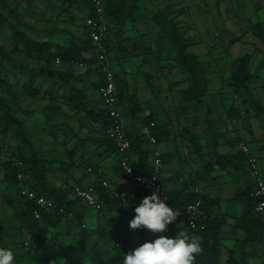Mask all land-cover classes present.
Wrapping results in <instances>:
<instances>
[{"label": "rangeland", "instance_id": "rangeland-1", "mask_svg": "<svg viewBox=\"0 0 264 264\" xmlns=\"http://www.w3.org/2000/svg\"><path fill=\"white\" fill-rule=\"evenodd\" d=\"M86 5L85 0H0V15L6 20L0 27V80L9 85L0 84V96L8 97L16 117L23 123L27 140L40 153L46 181L62 187L71 168H75L71 174L77 178L88 167H96L88 151V145L93 144L91 139L97 136L94 126L86 120L83 110L69 102L75 89H79L92 107L97 95L96 84L90 77L95 73H86L85 68L75 65L69 67L59 58L52 62L31 58L24 55L22 46H15L12 38L22 32L33 43L66 45L55 34L68 31L80 37ZM157 12L176 23L186 40L187 52L197 56L209 86L203 98L192 99L189 77L174 62V54L168 51L152 21ZM115 17L119 18L110 19V29L114 32H110L108 54L115 62V73L125 83L119 90L121 112L136 125L148 115H153L159 123L169 124L170 141L160 143L159 147L174 145L175 150L163 167L164 174L169 175L168 182L173 184L172 191L193 181L203 197L221 198V208L212 209V215L223 221L219 261L225 264L231 254L239 260L245 235L235 224V218L232 224L226 222L228 215L223 212L228 206L230 215L235 205L240 207V212L244 208L242 202L226 201L233 197L236 183L243 181L245 174L246 181L249 179L245 165L244 168L239 165L240 144L247 147L259 170L264 172V0H136L133 13L127 16L125 9ZM223 23H231V32L223 31ZM228 46H234L233 51ZM244 54L253 58L252 70L258 60L260 63L255 70L256 78L248 84L249 95L232 86V74L239 66L233 61ZM43 69L52 70L55 76L39 75ZM78 77L82 78L80 82ZM29 83L37 92L31 97L25 92ZM20 148L16 130L0 133V164L16 160ZM218 155L231 156L239 168L218 169L215 165ZM117 158H110V167ZM2 173L0 165L3 219L0 224L5 234L3 239L0 237L4 248L13 251L14 264H98V254L106 260L123 258L134 250L98 236L97 230L107 232L118 218L99 202L97 211L76 207L85 231L73 217L72 221L49 229L48 241L39 251H26L24 243L29 236L20 229L18 214L14 215L20 199L14 184H3ZM69 183L72 186V178ZM250 246L253 248L255 244ZM259 246L264 247V242ZM259 252L262 248L251 250L250 256ZM246 262L255 263L248 262L247 255Z\"/></svg>", "mask_w": 264, "mask_h": 264}, {"label": "trees", "instance_id": "trees-1", "mask_svg": "<svg viewBox=\"0 0 264 264\" xmlns=\"http://www.w3.org/2000/svg\"><path fill=\"white\" fill-rule=\"evenodd\" d=\"M87 14L84 16H91V6L88 0ZM136 0H106L105 4V18L108 22L109 29L111 28L110 19L117 20L118 14L127 9V16L134 12ZM167 1V0H166ZM129 9V10H128ZM114 16V17H113ZM83 17V20H84ZM152 21L156 28H158V34L164 40L168 46V51L174 54V62L181 68L183 72L187 74L191 82L192 99L198 100L203 98L207 91L208 82L204 76V71L200 65V62L196 55L187 52V43L183 35L178 31L176 23L172 20H168L162 12H157L152 18ZM6 20L0 15V27L5 24ZM111 30V29H110ZM262 31V30H261ZM56 37L60 40H64L66 45H53L51 43H33L30 42V38L22 32L19 35L13 36L15 46H22L24 55L45 59L46 62H52L59 58L61 63L69 65V67L82 64L85 66L86 73L92 71L98 75V80L94 82L96 84V93L98 88L102 85V77L100 76L97 68L95 67L96 61L90 56L92 45L86 37V29L84 24L81 27L80 37L72 36L68 31H59ZM111 39L105 40V46L108 48L111 44ZM262 43H264V37H262ZM14 46L13 52L16 50ZM148 50V49H146ZM55 51V52H54ZM54 54H57L56 56ZM89 54V57L85 55ZM147 57V54L144 55ZM111 59V58H110ZM112 60V59H111ZM251 58L249 56H243L236 62L239 64L236 71L232 74V86L234 89L242 90L244 94L249 95V86L251 82L256 78V71L251 72L250 66ZM113 65L115 62L112 60ZM90 68V69H89ZM258 66L255 67V70ZM39 75H46L51 78L55 76L52 70L43 69L39 72ZM81 77H78V82L81 81ZM122 83V84H121ZM0 84L7 85L2 80ZM116 86H117V99L120 108L121 92L120 87L124 86L123 80L119 79L116 73ZM9 87V85H7ZM10 92V89L9 91ZM25 92L30 97L37 94L36 90L32 88L30 83L25 87ZM16 99V96H12ZM74 108L83 110L84 116L89 123L98 124L103 127L109 125L106 112L102 108L89 107L87 96L79 90L75 89L74 97L69 101ZM133 117L134 113L131 110ZM133 119V118H132ZM135 119H133L134 121ZM150 122H154L153 135L155 136L156 143H165L170 141V126L168 123H159L153 115H148L144 118L142 123L136 125L132 122V125L127 126L128 137L131 143V155L134 160L135 170L141 175H148L151 173L150 169V150H144L146 141L140 135V129L148 125ZM10 130H16L20 139V145L22 148L17 150L16 160L6 161L1 163L3 170V181L8 184H17L18 174L24 175L25 180L23 184L37 195L52 201L54 210L52 213H41L40 221L34 219L33 212L36 207L31 202L22 203V209L17 215V221L20 229L25 230L29 236L28 251H39L41 247L48 241L47 231L56 227L61 222L72 221L64 217L63 214H59L60 209H64L68 214L74 217L75 221L79 224V228L82 229L84 225L81 215L76 213L77 205H81L76 200H67V189L55 188L50 185L45 178L44 170L42 167V159L39 156V152L32 144L27 140L26 132L24 130L23 123L16 117L13 106L9 103V99L2 98L0 96V133ZM95 130V129H94ZM96 131V130H95ZM97 136L92 140L93 144L105 147L107 152L117 156V151L114 144L108 140L105 136L96 131ZM1 154V151H0ZM169 160V155H161L162 164ZM246 162V157L239 151V165L240 168ZM21 164V165H18ZM215 165L218 169L226 170L231 168L237 170L238 164L231 156L218 155L215 158ZM206 168L208 164L205 165ZM91 169V172L96 170ZM118 170V168H117ZM101 174H98L96 180L92 186L96 189L99 197L98 202L104 205V208L111 213H115L118 218L115 224L109 226L106 231H98V236L101 239L120 243L122 246H131L133 249L141 246L145 242H154L159 236H166L163 233H153L146 228H140L133 230L129 227V222L135 216V207L138 206L144 197L148 196L147 192L143 190H137L133 196L129 197L125 203L120 200H114L110 195L101 187V182L104 180ZM193 181H187L183 186L176 191L168 192V199L170 207L176 209H183L187 204L193 202L196 199L202 201V209L206 213L207 222L204 231L196 232L189 230L183 223L182 219L177 218L176 221L171 223L172 232L176 225H181L185 232L191 237L198 239L201 242L203 252L196 257L195 264H220L219 261V245L221 242L220 235L223 226V221L212 215V209H219V199H208L200 195L190 194L188 191L191 187H194ZM252 182L248 180L244 189H238L235 192L233 200L242 202L244 204L243 210L239 216L234 219L236 225L244 232L245 239L243 240L242 249L240 252V258L237 260L232 254L227 258L225 264H247L246 254L243 251V247L247 245H260L264 242V222L261 217L255 215L254 206L256 199L251 197ZM82 206V205H81ZM0 236L2 239L5 237L4 231L0 224ZM0 237V245L1 243ZM126 237L131 239L125 240ZM167 237V236H166ZM81 238V237H80ZM123 247V246H122ZM98 264H123V258L110 257L103 259L98 254Z\"/></svg>", "mask_w": 264, "mask_h": 264}, {"label": "built area", "instance_id": "built-area-1", "mask_svg": "<svg viewBox=\"0 0 264 264\" xmlns=\"http://www.w3.org/2000/svg\"><path fill=\"white\" fill-rule=\"evenodd\" d=\"M91 6V16L84 18V27L86 29V37L92 45L90 56L96 61L95 67L97 68L100 76L102 77V85L97 90V97L101 108L106 112L109 125L103 127L94 124V129L110 140L117 151V168L122 179L131 185V191H117L110 185L109 181L103 180L101 187L110 195L114 200H120L125 203L126 200L133 196L135 191L143 190L148 195L157 193L162 199H166L169 207V199L167 191L164 189L163 183L160 180L162 171L161 153L157 150V143L153 135L154 122L143 126L140 129V135L146 141L145 147H152L150 150L151 173L148 175H141L136 172L134 160L131 155V143L128 137V129L122 117V112L118 105L117 99V86H116V73L113 69V63L107 52L105 40L108 38L109 27L105 18V4L106 0H88ZM80 68H85L84 65L78 64ZM240 152L246 157L244 163L246 170L249 173L252 181L251 197L256 199L254 206L255 215L261 217L264 222V172L259 170L257 162L249 154L247 147L244 144L239 146ZM21 165V164H18ZM129 168L131 171L129 172ZM91 173V169H87ZM24 175L21 173L17 176V193L21 201L31 202L35 204V211L33 212L34 219L40 221L41 213H52L54 206L52 201L37 195L35 192L29 190L24 184ZM190 194L200 195L197 187H190ZM71 194V195H70ZM67 197L71 200L78 201L83 207L90 208L91 210H98V193L96 189L90 185L85 188H75L68 192ZM176 209V208H173ZM59 214H63L68 220H72V215L68 214L66 210L60 209ZM182 219L184 225L191 231L201 232L206 228L207 216L202 209V201L199 199L187 204L183 209H180V215L177 217ZM82 229L85 225H82ZM168 238L172 235V226L168 225L167 231L163 232ZM25 250L28 251V242L24 243ZM0 248H4L0 245ZM5 249V248H4ZM264 264V263H260Z\"/></svg>", "mask_w": 264, "mask_h": 264}, {"label": "clouds", "instance_id": "clouds-1", "mask_svg": "<svg viewBox=\"0 0 264 264\" xmlns=\"http://www.w3.org/2000/svg\"><path fill=\"white\" fill-rule=\"evenodd\" d=\"M179 215L180 209L169 207L166 199L154 192L135 207V216L129 222V227L163 233ZM202 252L201 242L181 230L175 238L161 235L154 242H145L124 254L123 264H195L196 257ZM14 259L12 250L0 248V264H14Z\"/></svg>", "mask_w": 264, "mask_h": 264}, {"label": "crops", "instance_id": "crops-1", "mask_svg": "<svg viewBox=\"0 0 264 264\" xmlns=\"http://www.w3.org/2000/svg\"><path fill=\"white\" fill-rule=\"evenodd\" d=\"M222 28H223V31H225V32H231L230 30H232L233 28H232V25H231V23L230 24H225V23H223L222 24V26H221ZM262 28H264V25H262ZM110 32L111 33H113L114 31H112V30H110L109 29V34H108V36H109V38L111 39L112 37H111V35H110ZM240 38V37H239ZM112 40V39H111ZM220 48V46H218V47H216L215 49L217 50V49H219ZM228 49L230 50V52H231V50L233 51V49H234V46H231V47H229L228 46ZM222 49H220V50H218V51H216L215 52V54H219V52L221 51ZM231 54V53H230ZM243 56H249V57H251V55H247V54H244V55H242V56H240V57H237V58H235L234 59V61H233V63L234 62H236L239 58H241V57H243ZM262 60H264V59H262ZM253 63V58H251V63H250V66H251V64ZM255 65L256 66H259L260 65V63H259V60H258V62L257 63H255ZM255 71V68H253V70L251 69V72L253 73ZM93 74V73H92ZM94 76H91L90 78V80L92 81V82H96L97 80H98V75L97 74H93ZM96 95H97V93H96ZM92 107H95V108H101V105H100V103H99V99H98V97L96 96V100H95V103H93L92 104ZM122 117H123V121H124V123H125V125L126 126H128L129 127V125H132V121H131V118L130 117H128V116H124V114H123V112H122ZM94 128V127H93ZM89 146V149H88V151H90L91 152V154L89 155V157H90V159H91V162H93V164H95V166H96V170H94V171H92L91 173H89L87 170H86V172L84 173V175H82V177H75V178H73L74 176H72V174H71V172L75 169V168H71L70 170H69V172H68V178H65V181H64V186L62 187V184H59V185H52V186H54V187H56V188H60V189H67V192H71V190L72 189H75V188H85V187H87V186H90V185H92L93 183H94V181L96 180V177H97V175L98 174H101L102 176V178L104 179V180H106V181H109L110 182V185H112V187L113 188H115L117 191H131L132 190V188H131V185H129L127 182H125L123 179H122V177L120 176V174H119V172H118V170H117V160H118V158L115 160V164L112 166V167H110L109 166V163H108V161L110 160V158H114V157H116V155H114V154H110L109 152H107V150H106V148L105 147H102V146H99L98 144L96 145V144H89L88 145ZM168 147V148H167ZM174 145L173 144H166V146L164 147V148H160L159 147V145H157V150H159L160 151V153H161V155H169V154H171L172 152H174ZM148 148V150H152L151 148L152 147H147ZM166 149H168V150H166ZM144 150H146V147L144 148ZM184 154L186 155L187 153H186V151H184ZM80 156H81V154H80ZM173 157V155L171 156V158ZM166 163V162H165ZM166 165L163 163L162 164V171H161V174H160V180H161V182L163 183V186H164V189L167 191V193L168 192H171L173 189V184L172 183H169L168 182V179H169V175H166V174H164L165 172H164V168L163 167H165ZM243 168H244V166H243ZM244 170V169H243ZM245 173V172H244ZM246 175V174H245ZM244 175V177H243V181H238L237 183H236V188H234V192H233V197L232 198H230V199H228V200H226V201H233V198H234V195H235V192L238 190V189H244L245 188V184H246V182H248V181H246V176ZM1 178L3 179V173H2V176H1ZM70 178H72V180H73V183H72V186L70 185V183H69V179ZM247 180H251L250 179V176H249V179H247ZM3 181V180H2ZM3 184H8V183H6V182H3ZM15 185V187H16V194H17V198H19L18 197V193H17V184H14ZM194 187H196V186H194ZM198 188V187H197ZM199 189V188H198ZM199 191H200V189H199ZM200 194H202L201 193V191H200ZM219 198H220V196H219ZM210 199H213V198H210ZM67 200H71L69 197H67ZM220 201L222 202V200H221V198H220ZM220 201H219V205H220ZM18 202H19V209H18V212H20L21 211V209H22V203H23V201H21V200H18ZM222 204V203H221ZM227 204V203H226ZM219 208H221V207H219ZM228 208H229V206L227 207V209L225 210V212H223L225 215H228V216H226L225 217V219H226V222L228 223V224H232L233 223V218H236V217H238V213H240V210H239V206H236L235 205V208H233L235 211L233 212V215H230L229 214V212H228ZM18 212L16 211L15 213H14V215L15 214H18ZM221 212H222V210H221ZM232 217V218H231ZM3 221V219H1V217H0V222H2ZM174 230H173V232H172V234L174 235V236H176V234L178 233V231H184V229L182 228V226L181 225H176V226H174V228H173ZM1 246H3V245H1ZM4 247V246H3ZM257 248H262V252H259V253H255V255L254 256H250V251L252 250V251H254V252H256V249ZM244 252H245V254L247 255V259H248V262H251V261H254L255 263L254 264H260V263H264V247H262V246H259V245H255L253 248L250 246V245H247L246 246V248L244 249Z\"/></svg>", "mask_w": 264, "mask_h": 264}]
</instances>
